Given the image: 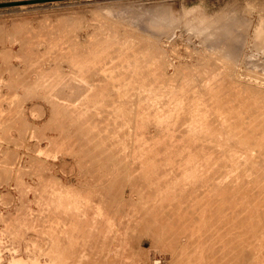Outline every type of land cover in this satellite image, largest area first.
<instances>
[{"label":"rangeland","instance_id":"1","mask_svg":"<svg viewBox=\"0 0 264 264\" xmlns=\"http://www.w3.org/2000/svg\"><path fill=\"white\" fill-rule=\"evenodd\" d=\"M0 264H264V0H0Z\"/></svg>","mask_w":264,"mask_h":264},{"label":"clouds","instance_id":"2","mask_svg":"<svg viewBox=\"0 0 264 264\" xmlns=\"http://www.w3.org/2000/svg\"><path fill=\"white\" fill-rule=\"evenodd\" d=\"M182 26L186 29L188 34L195 39L199 40L204 37H207L208 39L214 38L211 35L212 25H210L207 20H204L203 22L199 23L196 27H191L187 23H184Z\"/></svg>","mask_w":264,"mask_h":264},{"label":"bare ground","instance_id":"3","mask_svg":"<svg viewBox=\"0 0 264 264\" xmlns=\"http://www.w3.org/2000/svg\"><path fill=\"white\" fill-rule=\"evenodd\" d=\"M257 107V106H256ZM254 121V120H253ZM228 164V163H227ZM238 193V192H237ZM244 195V194H243ZM212 196V195H211ZM227 197V196H226ZM233 197V196H232ZM243 198V197H242ZM248 198V197H247ZM252 198V197H251ZM249 199V198H248ZM211 200V199H210ZM225 200V199H224ZM215 201V200H214ZM226 201V200H225ZM250 202V201H249ZM224 203V202H223ZM235 203V202H234ZM243 203V202H242ZM247 204V203H246ZM226 206V205H225ZM241 206V205H240ZM252 208V207H251ZM248 209V208H247ZM252 210V209H251ZM256 212V211H255ZM252 213V212H251ZM215 216V215H214ZM209 218V217H208ZM211 221V220H210ZM222 222V221H221ZM215 223V222H214ZM204 224V223H203ZM230 226V225H229ZM235 227V226H234ZM233 228V227H232ZM207 232V231H206ZM238 232V230H237ZM205 233V232H204ZM225 233V232H224ZM235 235V234H234ZM217 236V235H216ZM231 236V235H230ZM217 238V237H216ZM227 238V237H226ZM233 239V238H232ZM233 241V240H232ZM220 243V242H219Z\"/></svg>","mask_w":264,"mask_h":264}]
</instances>
